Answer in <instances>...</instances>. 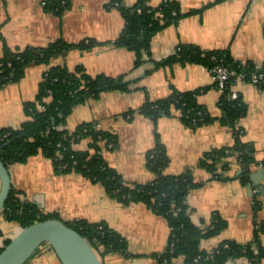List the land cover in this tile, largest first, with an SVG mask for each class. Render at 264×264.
<instances>
[{
  "label": "crops",
  "instance_id": "crops-1",
  "mask_svg": "<svg viewBox=\"0 0 264 264\" xmlns=\"http://www.w3.org/2000/svg\"><path fill=\"white\" fill-rule=\"evenodd\" d=\"M67 1L69 6L58 12L45 10L43 0H0V56L5 45L16 50L43 47L58 40L68 44L87 39L97 42L89 49L72 46L48 62L31 63L19 79L3 84L0 128H17L28 118L23 104L35 98L43 72L52 66L69 70L81 66L90 76L122 75L128 82L127 90H106L74 105L63 128L73 131L81 123L92 122L116 134L118 146L103 147L102 155L125 181L135 183L154 177L146 167L145 156L155 145L157 135L169 158L165 173L190 170L194 181L200 183L187 195L193 222L206 226L217 215L226 223L215 236L201 239L200 247L211 250L223 240L251 242L255 221H264V87L249 82L233 86L246 106V114L230 125L225 122L226 114L219 105L221 94L207 67L195 61L177 60L159 66L156 63L173 55L180 45H196L207 51L226 50L236 62L264 66V0H175L184 15L153 35L149 52H143L139 64H135L134 51L111 42L124 25L117 6L110 5V0ZM137 1L121 3L133 7ZM162 1L145 3L157 7ZM174 90L197 91V102L213 121L191 128L176 115L154 121L137 111L125 114ZM235 128L241 132V143L253 159L249 167L251 186L247 184L249 179L241 181V168L232 158L222 178H212L211 172L199 165L205 152L235 145ZM88 143L89 139L83 138L73 147L85 149ZM8 171L12 188L20 193V198L35 203L44 212L57 213L64 222L79 218L104 221L119 232L130 255L109 253L101 257L103 264H154L153 254L167 244L169 227L162 216L141 202H119L101 184L80 173L55 172L51 159L40 153L23 163L9 165ZM21 228L19 223L0 214V248ZM261 243L264 245V233ZM176 262L183 264V257ZM242 262L246 259H231L225 264ZM25 264L61 262L53 249L43 244ZM258 264H264V259Z\"/></svg>",
  "mask_w": 264,
  "mask_h": 264
},
{
  "label": "trees",
  "instance_id": "trees-1",
  "mask_svg": "<svg viewBox=\"0 0 264 264\" xmlns=\"http://www.w3.org/2000/svg\"><path fill=\"white\" fill-rule=\"evenodd\" d=\"M121 2L122 0H110L109 3L117 6L124 18L121 33L111 42L134 51L137 55L135 64H139L143 52H149L153 35L165 26L176 23L184 14L179 12L175 0H164L157 7L146 5V0H138L133 7H125ZM68 6L67 0H43L45 10L59 12ZM95 44L97 42L91 39L77 44L58 40L43 47L26 46L16 50L5 45L0 56V87L19 79L31 63L48 62L54 55L72 46L89 49ZM213 55L235 71H246L245 82H249L252 73H264V66H257L252 62H236L226 50L207 51L196 45H180L173 55L161 63L157 62L156 66L178 60L195 61L210 68L214 64L211 59ZM232 82L219 99V105L226 114L225 122L230 125H234L246 114V106L239 96L236 99L227 97ZM256 85L264 87V79ZM111 89L127 90L128 82L124 81L122 75L90 76L81 66L73 70L64 66H52L45 70L35 98L23 104L28 118L17 128H0V160L4 166L8 168L13 163H23L30 156L40 153L51 159L57 173H80L101 184L107 194L123 204H145L151 211L162 216L169 227L166 246L153 254L154 264H177L179 257H183V264H225L228 260L237 258L247 260L239 264H258L263 260L264 245L261 243V235L264 233V221H255L251 242L223 240L211 250L200 247L201 239L215 236L226 223L217 215H213L206 226L193 222L187 195L200 183L194 181L190 170L179 174L165 173L169 158L157 135L155 145L145 156L146 167L154 177L145 183H135L125 181L121 174L107 164L102 155L103 147L115 149L118 146L116 134L100 129L92 122L81 123L73 131L63 128L74 105L89 97H98L103 91ZM196 95L197 91L174 90L168 96L147 100L138 109L129 110L125 114L131 115L137 111L154 121L159 117L176 115L185 125L196 128L213 121L205 107L197 102ZM83 138L89 139L87 148L75 149L73 144ZM234 138V146L205 152L199 160V165L207 168L212 178H222L230 167L232 158L241 168V181L248 180L253 159L241 143V132L237 128ZM19 194L11 187L1 213L6 220L25 227L38 220L59 218L57 213H46L35 203L21 199ZM65 223L85 237L101 257L109 253H118L125 257L130 255L125 238L104 221L90 222L79 218Z\"/></svg>",
  "mask_w": 264,
  "mask_h": 264
},
{
  "label": "water",
  "instance_id": "water-1",
  "mask_svg": "<svg viewBox=\"0 0 264 264\" xmlns=\"http://www.w3.org/2000/svg\"><path fill=\"white\" fill-rule=\"evenodd\" d=\"M252 178L248 174V185ZM11 187L8 168L0 160V214ZM43 244L53 249L61 264H103L101 255L89 241L59 218L38 220L22 227L0 251V264H25Z\"/></svg>",
  "mask_w": 264,
  "mask_h": 264
},
{
  "label": "built area",
  "instance_id": "built-area-1",
  "mask_svg": "<svg viewBox=\"0 0 264 264\" xmlns=\"http://www.w3.org/2000/svg\"><path fill=\"white\" fill-rule=\"evenodd\" d=\"M211 59L214 61L213 66L210 68H207L211 71L214 78V85L216 89L221 93H224L227 90V86L231 81L232 85H230V89L227 93L228 99H236L239 94L238 91L234 89V85L237 82H245L246 78V71L239 70L235 71L232 68H230L228 65L222 62L221 59L217 58L216 56H212ZM264 79V73L258 72V73H252L249 83L256 84L258 81ZM254 253L257 254V250L254 249ZM247 261V260H246Z\"/></svg>",
  "mask_w": 264,
  "mask_h": 264
}]
</instances>
